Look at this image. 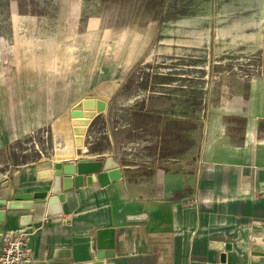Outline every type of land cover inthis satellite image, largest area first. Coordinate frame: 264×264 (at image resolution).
Masks as SVG:
<instances>
[{
    "label": "crops",
    "instance_id": "obj_1",
    "mask_svg": "<svg viewBox=\"0 0 264 264\" xmlns=\"http://www.w3.org/2000/svg\"><path fill=\"white\" fill-rule=\"evenodd\" d=\"M245 85L210 93L192 149L189 114L143 109L135 118L155 116L156 125H122L143 135L132 144L137 156L123 155L119 132L108 131L104 154L70 153L1 176L0 246L4 232L22 230L30 264H264V76ZM52 102L48 118L0 108V149L46 120L63 128L68 106ZM101 109L80 110L94 111L93 120L106 114ZM72 123L76 136L87 132L79 118ZM108 157L120 168L118 179L102 169L92 184L84 176L82 186L53 193L56 161Z\"/></svg>",
    "mask_w": 264,
    "mask_h": 264
},
{
    "label": "rangeland",
    "instance_id": "obj_2",
    "mask_svg": "<svg viewBox=\"0 0 264 264\" xmlns=\"http://www.w3.org/2000/svg\"><path fill=\"white\" fill-rule=\"evenodd\" d=\"M257 76L264 0H0V108L48 118L55 99L68 106L63 128L52 118L0 149V177L70 153L104 154L108 131L119 132L123 155L137 156L143 135L122 125H156L135 118L143 109L189 114L192 149L210 93L246 89ZM88 97L106 114L78 137L71 111Z\"/></svg>",
    "mask_w": 264,
    "mask_h": 264
},
{
    "label": "water",
    "instance_id": "obj_3",
    "mask_svg": "<svg viewBox=\"0 0 264 264\" xmlns=\"http://www.w3.org/2000/svg\"><path fill=\"white\" fill-rule=\"evenodd\" d=\"M73 118H79L82 123L86 124L89 122V118L94 115V111L83 112L79 109L72 111ZM85 115V116H84ZM77 131H79L77 129ZM55 167V180L53 185V193L60 194V188L63 191L71 188L82 186L84 183V176H87L86 181L88 184H92L97 174L102 169L108 171L111 180L118 179L121 176L120 168L118 164L113 160L112 157H108L106 161L101 159H85L79 160L78 162L63 163L62 160L54 163ZM52 171H48L46 176L51 177ZM48 192L40 193L42 197H47ZM93 264H103V261L99 260Z\"/></svg>",
    "mask_w": 264,
    "mask_h": 264
},
{
    "label": "built area",
    "instance_id": "obj_4",
    "mask_svg": "<svg viewBox=\"0 0 264 264\" xmlns=\"http://www.w3.org/2000/svg\"><path fill=\"white\" fill-rule=\"evenodd\" d=\"M29 233L7 231L3 233L0 246V264H30Z\"/></svg>",
    "mask_w": 264,
    "mask_h": 264
},
{
    "label": "bare ground",
    "instance_id": "obj_5",
    "mask_svg": "<svg viewBox=\"0 0 264 264\" xmlns=\"http://www.w3.org/2000/svg\"><path fill=\"white\" fill-rule=\"evenodd\" d=\"M82 107H86L87 109H92V110H97V109H101L102 106L101 104L95 100V99H88V100H85L82 104ZM81 137L80 134H78V137Z\"/></svg>",
    "mask_w": 264,
    "mask_h": 264
}]
</instances>
